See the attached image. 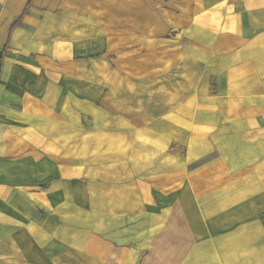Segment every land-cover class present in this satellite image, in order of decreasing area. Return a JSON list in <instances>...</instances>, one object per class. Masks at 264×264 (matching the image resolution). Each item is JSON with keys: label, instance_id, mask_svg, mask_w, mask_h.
Masks as SVG:
<instances>
[{"label": "crops", "instance_id": "crops-1", "mask_svg": "<svg viewBox=\"0 0 264 264\" xmlns=\"http://www.w3.org/2000/svg\"><path fill=\"white\" fill-rule=\"evenodd\" d=\"M108 5L0 0V264H264V0Z\"/></svg>", "mask_w": 264, "mask_h": 264}, {"label": "rangeland", "instance_id": "rangeland-1", "mask_svg": "<svg viewBox=\"0 0 264 264\" xmlns=\"http://www.w3.org/2000/svg\"><path fill=\"white\" fill-rule=\"evenodd\" d=\"M111 1H113L112 4H110ZM119 1H123V5ZM178 5L179 0H109L108 7L90 10V14L95 18L100 17L101 20H106L110 28H113L116 22L123 20L125 33L128 31L130 35L134 20L140 21L136 28L139 27L140 32L144 33L149 20L152 22V28H155L158 23H163L164 7L173 15L178 12Z\"/></svg>", "mask_w": 264, "mask_h": 264}, {"label": "trees", "instance_id": "trees-1", "mask_svg": "<svg viewBox=\"0 0 264 264\" xmlns=\"http://www.w3.org/2000/svg\"><path fill=\"white\" fill-rule=\"evenodd\" d=\"M24 12H25V10L23 11V14H24ZM23 14H22V15H23ZM17 24H18V21L14 22V23L10 26V31H11L12 29H14V28L16 27Z\"/></svg>", "mask_w": 264, "mask_h": 264}]
</instances>
